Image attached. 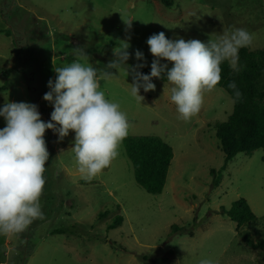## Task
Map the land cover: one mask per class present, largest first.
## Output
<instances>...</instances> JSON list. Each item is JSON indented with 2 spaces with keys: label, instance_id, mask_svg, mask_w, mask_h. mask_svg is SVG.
Segmentation results:
<instances>
[{
  "label": "rangeland",
  "instance_id": "374dc122",
  "mask_svg": "<svg viewBox=\"0 0 264 264\" xmlns=\"http://www.w3.org/2000/svg\"><path fill=\"white\" fill-rule=\"evenodd\" d=\"M233 28L254 34L247 49L264 48V1L174 0L167 8L159 0H0V108L7 100L35 104L41 119L50 121L53 106L43 99L48 81H55L54 66L75 59L76 47L103 69L117 42L127 41V65L144 64L139 71L148 75L143 69L151 70L154 60L147 45L151 35L207 43L211 34ZM137 50L143 60L135 58ZM111 71L116 76L101 81V90L127 114L128 136H157L172 149L162 192L149 194L136 184L123 145L110 167L82 178L69 151L75 134L60 140L48 130L40 199L45 219L18 235H0V264H151L160 257L167 261L154 264H199L201 258L213 264H264L263 152L236 154L219 185L211 187L210 170L224 164L213 125L232 112L230 96L218 87L206 92L199 114L184 121L170 100L168 82L154 78V91L140 89L141 102L130 94L131 73ZM5 126L0 117V129ZM239 199L255 219L236 228L220 210ZM117 215L121 224L107 230ZM245 235L258 246L252 248Z\"/></svg>",
  "mask_w": 264,
  "mask_h": 264
},
{
  "label": "clouds",
  "instance_id": "9594fccd",
  "mask_svg": "<svg viewBox=\"0 0 264 264\" xmlns=\"http://www.w3.org/2000/svg\"><path fill=\"white\" fill-rule=\"evenodd\" d=\"M127 24L131 27V22ZM253 41L254 34L244 28L211 34L207 43L196 39L170 40L164 32L153 34L147 39L154 57L148 75L139 71L144 64L127 65V41L117 42L113 59L103 69L89 63L83 47L74 48L75 59L71 63L54 66L55 81H48L49 91L43 96L53 106L50 121L41 119L35 104L7 100L0 108V117L6 124L0 129V235H18L34 221L45 219L40 199L49 160L46 131L52 130L60 140L70 132L75 134L69 151L74 153L77 171L84 179L99 175L119 156L131 125L120 104L107 99L101 90V81L116 76L111 70L131 73L130 94L141 102L144 98L139 95L140 89L154 91L152 80L166 76L171 85L170 100L177 107L179 118L190 121L201 111L205 93L220 83L222 63L227 62L234 72H239V50L250 47ZM135 58L143 60V53L137 50ZM162 60L168 63H161ZM228 88L233 91L234 103L242 98L234 81ZM64 152L60 150V154ZM199 264L213 261L201 258Z\"/></svg>",
  "mask_w": 264,
  "mask_h": 264
},
{
  "label": "trees",
  "instance_id": "16d2710c",
  "mask_svg": "<svg viewBox=\"0 0 264 264\" xmlns=\"http://www.w3.org/2000/svg\"><path fill=\"white\" fill-rule=\"evenodd\" d=\"M159 1L167 8L174 5V0ZM239 66L240 71L234 72L227 62L221 65V80L217 87L225 91L233 101V91L228 88V84L234 81L242 93V98L233 102L232 112L226 121L213 125L219 148L224 154V164L219 170H210L211 187L219 185L226 165L238 153L249 154L252 150L260 149L263 152L261 160L264 162V48L240 49ZM143 70L145 73L150 74L151 72V70ZM3 74L7 77L8 70L3 71ZM158 80L167 82L166 76ZM122 145L131 163L136 184L149 194H160L173 157L170 146L157 136H127ZM220 212L236 223V228L247 225L255 219L244 199L234 201L229 209H221ZM122 220L121 215L115 216L107 225V230L119 226ZM171 228L174 231L179 230L175 225ZM53 233H58V231H53ZM244 240L252 248L258 246L247 235L244 236ZM148 259L147 256H142L143 261ZM166 261V257H160L151 259L149 263Z\"/></svg>",
  "mask_w": 264,
  "mask_h": 264
}]
</instances>
